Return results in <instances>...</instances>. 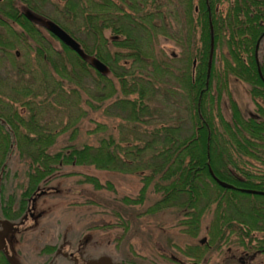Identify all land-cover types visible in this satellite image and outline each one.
<instances>
[{
  "label": "trees",
  "instance_id": "trees-1",
  "mask_svg": "<svg viewBox=\"0 0 264 264\" xmlns=\"http://www.w3.org/2000/svg\"><path fill=\"white\" fill-rule=\"evenodd\" d=\"M48 3L52 15L43 11ZM55 26L72 38L73 46L53 31ZM263 37L264 0H0V67L24 77L32 69L30 62L19 61L17 49L34 51L46 93L39 109L20 101L30 92L26 87L13 98L0 91V228L2 220H23L33 193L62 166L125 169L143 162L128 157L150 150L151 161L143 165L151 173L144 176L139 197H125L124 202L142 203L154 178L161 198L149 211L185 209L181 224L192 237L198 235L202 216H210L207 242L184 253L192 256L193 251L201 258L210 249L220 250L233 235L245 248L264 254V237L253 236L264 234V65L258 58ZM160 38L181 47L178 59L156 49ZM223 43L227 51L218 58ZM96 60L105 64L104 71L94 66ZM85 76L99 99L112 97L111 104L129 123L142 122L153 94L166 95L177 85L186 134L180 136L177 126L162 125L142 146L108 136L97 145L68 144L51 151L58 132L39 120L41 108L52 94L80 91ZM231 76L248 85L254 112L247 116L231 97ZM223 95L228 118L221 112ZM16 153L27 159L26 184H20L18 198L7 192L9 164ZM83 180L103 188L94 176L84 175ZM42 253L56 254L55 246H45ZM0 264L14 263L0 250Z\"/></svg>",
  "mask_w": 264,
  "mask_h": 264
},
{
  "label": "rangeland",
  "instance_id": "rangeland-1",
  "mask_svg": "<svg viewBox=\"0 0 264 264\" xmlns=\"http://www.w3.org/2000/svg\"><path fill=\"white\" fill-rule=\"evenodd\" d=\"M43 11L52 15L50 3L43 7ZM221 46L217 51L218 58L227 51L225 44ZM156 49L167 58L178 59L181 55V47L164 38L158 40ZM17 50L19 61L30 62L32 70L21 77L1 66V94L13 98L18 90L26 87L30 92L28 96L19 98L20 101H29L33 108L39 106L40 109L46 93L42 89L43 82L37 64L39 62L34 51L26 47ZM258 58L264 65V37L258 45ZM78 88L80 91L77 93L64 90L52 94L41 108L39 120L58 132L51 151L68 144L97 145L101 137L108 136L121 144L142 146L153 139L154 130L162 125L177 126L180 136L186 134V112L180 96L181 89L177 85L174 92L168 91L165 95L160 91L153 94L149 100V109L142 115V122L139 123H129L126 114L111 104L112 97L100 100L98 91L87 76L82 77V84ZM229 90L243 115L254 112V104L245 82L231 76ZM35 94L36 98H33ZM21 96L18 93V97ZM221 112L228 118V99L224 95ZM21 157L18 153L14 154L9 164L7 192L15 198L22 191L20 184H26L27 159ZM128 158L143 162L131 163L125 169L118 166L109 171L92 165H68L62 166L50 176L46 184L39 188L46 190V193L37 198L34 217L21 227L19 233L10 236V256L15 263L68 264L61 255L42 253V249L49 245L72 249L70 247L74 244L77 246V243L86 240L83 246L85 256L94 258L107 255L116 264L126 259H133L137 264H240L239 257L253 254L254 263L264 264V255L254 253L249 247L245 248L233 235L228 242L222 244L220 250L211 249L201 259L184 253L187 247L199 245L201 239H204L203 243L207 240L209 214L202 216L198 235L192 237L184 232L181 224L186 218L185 209L170 206L149 211L161 198V193L155 191L154 178L146 186L142 203L124 202L125 197H139L144 185L143 178L151 173L149 166L143 165L151 161L150 150ZM84 175L96 177L103 188L96 189L85 182ZM21 220L12 222L21 224ZM253 236L260 238L264 234L254 232Z\"/></svg>",
  "mask_w": 264,
  "mask_h": 264
},
{
  "label": "flooded vegetation",
  "instance_id": "flooded-vegetation-1",
  "mask_svg": "<svg viewBox=\"0 0 264 264\" xmlns=\"http://www.w3.org/2000/svg\"><path fill=\"white\" fill-rule=\"evenodd\" d=\"M45 193H46V190H39V189L35 193H33V195L31 196V198L29 200V204L30 205H29V207L27 209V212L23 216V220L20 221L21 225H17L16 223L11 222L14 226H18L19 230L16 231V232H14V231L13 232H9L7 237H6V246H7L8 250H9V254L11 253L10 252V244H11L10 236H12V234H14V233H19L21 231V227L29 219H32L34 217V205H35V202H36L37 198L40 195L45 194ZM1 229L2 228H0V231H1ZM85 241H83V243H77L78 244L77 246H74L75 245L74 244L72 247H70L72 249H69V247H64V246L59 248L57 245H49V246H55V252L57 254L61 255L63 258H65L67 260L68 264H86L90 260H98L102 256H107V255H100V256L94 257V258H90L88 256H85L84 247H83L84 244H85ZM199 242L202 244L204 242V239H201ZM206 242H207V240L205 241V243ZM212 252H214V251H212ZM193 253L194 252L191 251L192 257L195 258ZM256 254H259V253H256ZM261 255H264V254H261ZM172 259H174V258H172ZM196 259H198V258H196ZM239 260H240V264H261V263H254V254L253 255H246L243 258L239 257ZM111 261H112V264H116L112 259H111Z\"/></svg>",
  "mask_w": 264,
  "mask_h": 264
},
{
  "label": "water",
  "instance_id": "water-1",
  "mask_svg": "<svg viewBox=\"0 0 264 264\" xmlns=\"http://www.w3.org/2000/svg\"><path fill=\"white\" fill-rule=\"evenodd\" d=\"M53 31L60 36L66 43L69 45L73 46L74 41L72 40L71 37H69L64 31L59 29L58 27H54ZM94 66L99 70V71H104L105 70V64L101 62L100 60L94 61ZM222 186H227V184L222 183ZM1 231H0V250L3 251L7 257L8 260L12 263L15 264V261L12 259V257L9 254V250L6 246V237L9 232H16L19 230V227L14 226L10 221L8 220H2L1 221ZM86 264H112L111 258L109 256H102L98 260H90Z\"/></svg>",
  "mask_w": 264,
  "mask_h": 264
}]
</instances>
